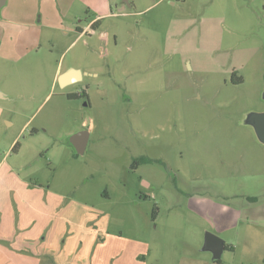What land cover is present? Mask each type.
I'll use <instances>...</instances> for the list:
<instances>
[{
    "label": "rangeland",
    "instance_id": "1",
    "mask_svg": "<svg viewBox=\"0 0 264 264\" xmlns=\"http://www.w3.org/2000/svg\"><path fill=\"white\" fill-rule=\"evenodd\" d=\"M262 3L5 0L0 264L264 258V213L227 229L217 211L264 208V144L247 123L264 112ZM58 66L83 73L77 87L59 86ZM80 131L83 154L68 142ZM207 234L235 249L212 261Z\"/></svg>",
    "mask_w": 264,
    "mask_h": 264
},
{
    "label": "water",
    "instance_id": "2",
    "mask_svg": "<svg viewBox=\"0 0 264 264\" xmlns=\"http://www.w3.org/2000/svg\"><path fill=\"white\" fill-rule=\"evenodd\" d=\"M5 0H0V8ZM83 73L80 70L69 68L58 76V83L61 88H65L82 80ZM1 97V93H0ZM247 123L250 124L264 144V112L248 116ZM88 141V132L80 131L71 135L68 139L69 144L77 154H83ZM204 249L212 254V261L219 262L222 252L226 250L223 240L215 235L207 234L204 241Z\"/></svg>",
    "mask_w": 264,
    "mask_h": 264
},
{
    "label": "crops",
    "instance_id": "3",
    "mask_svg": "<svg viewBox=\"0 0 264 264\" xmlns=\"http://www.w3.org/2000/svg\"><path fill=\"white\" fill-rule=\"evenodd\" d=\"M262 7H263V9H264V3H262ZM108 15H110V12H107V13H105V14H102V15H99V16H96L95 17V19H98V18H100V17H106V16H108ZM95 19H93V21L95 20ZM95 22H97V21H95ZM95 22H93V23H95ZM92 23V24H93ZM34 40H24V43L23 44H25V45H33L34 44V42H33ZM22 45V44H21ZM24 45V46H25ZM71 68V67H70ZM67 69H68V67H67ZM66 69V70H67ZM65 70V71H66ZM62 73V71H61V67L60 66H58L57 68H56V70H55V73H54V79H56L60 74ZM258 204H261V206H263L264 207V201L262 202V203H258ZM255 205H257V204H254V206L253 207H250V208H248V209H246V208H240V207H229V206H225V205H220V206H218V208H217V211H222V212H230L231 213V219L229 218L227 221H229L228 223H226V224H224V226L223 227H227V229L230 227H234V226H236L237 225V223H238V221H239V219H240V216L241 215H243V213H245V214H249V213H252V214H260L261 212L262 213H264V208H260V207H258V206H255ZM255 229H257V230H260V229H263V227H261V225H256V228ZM225 248H226V250L228 251V252H231L233 249H235V247L234 246H232V245H230V247H229V245H226L225 244ZM220 262V261H219ZM248 263H252V264H259V263H262V264H264V258H261V260H253V261H251V262H248Z\"/></svg>",
    "mask_w": 264,
    "mask_h": 264
},
{
    "label": "trees",
    "instance_id": "4",
    "mask_svg": "<svg viewBox=\"0 0 264 264\" xmlns=\"http://www.w3.org/2000/svg\"><path fill=\"white\" fill-rule=\"evenodd\" d=\"M97 25H98V21L95 22V23H93V24H91V25H90V30H92V29H96ZM240 82H241L240 79L234 81V83H236V84H238V83H240ZM15 149H16V145H14V147L12 148V151H14ZM146 162H148V160H147L146 158H140L139 160L136 161V163L134 164V167L137 166V165L144 164V163H146ZM254 199H255V198H252L251 200H254Z\"/></svg>",
    "mask_w": 264,
    "mask_h": 264
},
{
    "label": "flooded vegetation",
    "instance_id": "5",
    "mask_svg": "<svg viewBox=\"0 0 264 264\" xmlns=\"http://www.w3.org/2000/svg\"><path fill=\"white\" fill-rule=\"evenodd\" d=\"M89 29H90V27H89ZM82 32H83V31H80L79 34H81ZM33 42H34V41H33ZM79 83H80V81L77 82V83H75V84H72V85H70V86H76V87H77V85H78ZM70 86H67V87H70ZM65 88H66V87H65ZM83 93H84V91H81L80 93L76 91V93L68 94V95H67V98H69V99H71V100H76V99H78L79 97H81V96L83 95ZM140 158H145V157H139V158L135 159V160H134V164H135L136 161L139 160ZM137 166H139V165H137ZM134 168H135V167H134Z\"/></svg>",
    "mask_w": 264,
    "mask_h": 264
}]
</instances>
